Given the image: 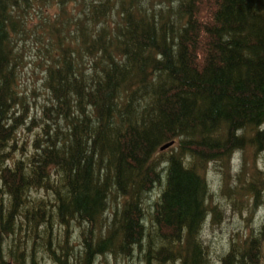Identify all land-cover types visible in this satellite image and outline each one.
I'll use <instances>...</instances> for the list:
<instances>
[{"label": "trees", "instance_id": "1", "mask_svg": "<svg viewBox=\"0 0 264 264\" xmlns=\"http://www.w3.org/2000/svg\"><path fill=\"white\" fill-rule=\"evenodd\" d=\"M247 148L264 153V0H0L9 261L264 264V176ZM210 169L246 214L217 258Z\"/></svg>", "mask_w": 264, "mask_h": 264}, {"label": "rangeland", "instance_id": "2", "mask_svg": "<svg viewBox=\"0 0 264 264\" xmlns=\"http://www.w3.org/2000/svg\"><path fill=\"white\" fill-rule=\"evenodd\" d=\"M30 53L32 52V54H36V43L30 41ZM34 67V65L32 66ZM28 68L26 74L24 73L22 75V80L23 81H27V86H32L34 85L33 81H36L40 78L41 74L39 72V68ZM32 68V69H31ZM39 75V76H38ZM35 104H33V102L29 99V109L33 108ZM24 120V117L20 118L19 121ZM18 123V122H17ZM35 128H31L29 130H27L26 128H23L19 134H18V149L20 148V146L25 145V147L27 149H31V138L34 136V132H35ZM246 156L247 157H251L249 159V161H254L255 165L257 166V170H255V172L261 173L262 176H264V153H259L256 156L253 157L254 155V151L251 148H247L246 149ZM19 155V152L16 153V156ZM239 156H236V158H238ZM257 157V160H256ZM256 160V162H255ZM238 162L235 160L233 164H237ZM234 169H238L237 165H234ZM206 171V170H205ZM263 171V172H262ZM253 170L252 175L255 173ZM231 173H234L233 171H231ZM254 177H258V175H254ZM260 177V176H259ZM219 178L218 176L211 171L210 169V173H209V181L210 184L212 186L213 189L217 190L219 195L216 196V201L221 203V207L223 208V212L221 217V220H213V222H211L210 220L208 221L209 223L205 224L204 227V231H203V239H208L212 240L213 246H214V252H213V256L215 258L219 257L220 255H222L226 250H227V242L229 240L230 237H232L234 234L236 233H240L242 231V229H246V224L244 221V218L246 216V214H244V212L242 211V213H239V207L240 205L238 204L237 206H232L229 202V197L225 194V195H220V191H219ZM226 180L229 181L230 184H234L235 179L233 176H229V178H226ZM8 222L9 220H5L3 221L2 224L6 223L8 226ZM4 229V228H3ZM1 229L0 230V264L2 263V260L6 261L9 260L8 256L11 254V252L8 250L7 245H5L4 243H6V241H4L6 238V240L8 241L10 235L7 237L6 236V232H4V230ZM205 234V235H204ZM78 238H76L77 240ZM36 241H38V238H36ZM17 242V241H16ZM78 244V241H77ZM47 258V257H46ZM48 259V258H47ZM99 261L97 262V264H106L103 260L98 259ZM43 261V260H42ZM109 264H126V262L122 263V262H118L119 259L115 262L112 258H109ZM26 263H28V261H26ZM46 264H54L51 261H46ZM127 264H141L140 261L138 260H132L127 262Z\"/></svg>", "mask_w": 264, "mask_h": 264}, {"label": "water", "instance_id": "3", "mask_svg": "<svg viewBox=\"0 0 264 264\" xmlns=\"http://www.w3.org/2000/svg\"><path fill=\"white\" fill-rule=\"evenodd\" d=\"M170 144H171V142L166 143L163 146H161L160 149L163 150V149L167 148ZM8 264H11V263H8Z\"/></svg>", "mask_w": 264, "mask_h": 264}]
</instances>
